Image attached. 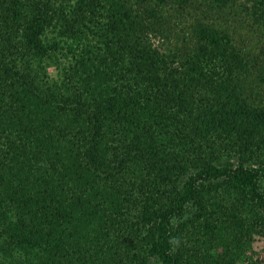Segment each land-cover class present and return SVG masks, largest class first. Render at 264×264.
I'll list each match as a JSON object with an SVG mask.
<instances>
[{
	"label": "trees",
	"instance_id": "16d2710c",
	"mask_svg": "<svg viewBox=\"0 0 264 264\" xmlns=\"http://www.w3.org/2000/svg\"><path fill=\"white\" fill-rule=\"evenodd\" d=\"M242 12L264 33V0H0V264H264Z\"/></svg>",
	"mask_w": 264,
	"mask_h": 264
},
{
	"label": "rangeland",
	"instance_id": "374dc122",
	"mask_svg": "<svg viewBox=\"0 0 264 264\" xmlns=\"http://www.w3.org/2000/svg\"><path fill=\"white\" fill-rule=\"evenodd\" d=\"M189 11L191 9H188ZM231 11V10H228ZM236 11H244L241 6H237ZM230 14V13H229ZM227 18L220 19L221 22L224 23L225 26L228 27V29L231 31V33L234 35L235 40L239 45L245 49L247 52L246 54L250 57H255L259 60V63L262 62L261 66H258V62H254L252 65L254 66L256 72L259 70H264V33L257 31V26L254 24L251 19L249 18H243L245 17V13L242 12V14L237 15H229ZM257 60V61H258ZM256 65L259 67L256 68ZM259 100L262 99L264 102V86L260 90L259 94ZM255 247L257 249L261 248L264 245V242L260 239H257L254 243Z\"/></svg>",
	"mask_w": 264,
	"mask_h": 264
}]
</instances>
